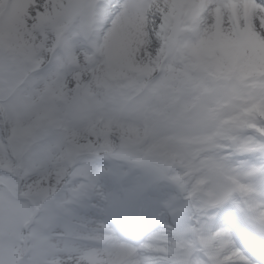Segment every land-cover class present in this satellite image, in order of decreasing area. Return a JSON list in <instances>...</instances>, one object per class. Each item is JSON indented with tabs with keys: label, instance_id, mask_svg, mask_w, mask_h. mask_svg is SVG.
I'll use <instances>...</instances> for the list:
<instances>
[{
	"label": "snow or ice",
	"instance_id": "1",
	"mask_svg": "<svg viewBox=\"0 0 264 264\" xmlns=\"http://www.w3.org/2000/svg\"><path fill=\"white\" fill-rule=\"evenodd\" d=\"M0 264H264V0H0Z\"/></svg>",
	"mask_w": 264,
	"mask_h": 264
}]
</instances>
